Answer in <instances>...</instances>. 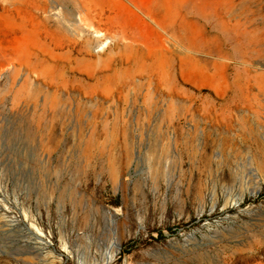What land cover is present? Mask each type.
Instances as JSON below:
<instances>
[{"label": "rangeland", "instance_id": "374dc122", "mask_svg": "<svg viewBox=\"0 0 264 264\" xmlns=\"http://www.w3.org/2000/svg\"><path fill=\"white\" fill-rule=\"evenodd\" d=\"M0 264H264V0H0Z\"/></svg>", "mask_w": 264, "mask_h": 264}, {"label": "bare ground", "instance_id": "6f19581e", "mask_svg": "<svg viewBox=\"0 0 264 264\" xmlns=\"http://www.w3.org/2000/svg\"><path fill=\"white\" fill-rule=\"evenodd\" d=\"M33 225V229H30L31 231L35 230V232H33L38 239H42V236L44 235L43 231L41 229H39V227L36 224H32ZM114 246V243L112 244V247ZM115 248H112L111 251L107 254V259L110 261L115 257Z\"/></svg>", "mask_w": 264, "mask_h": 264}]
</instances>
